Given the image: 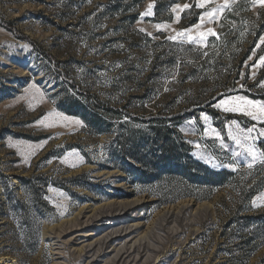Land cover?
Segmentation results:
<instances>
[{"label": "rangeland", "instance_id": "1", "mask_svg": "<svg viewBox=\"0 0 264 264\" xmlns=\"http://www.w3.org/2000/svg\"><path fill=\"white\" fill-rule=\"evenodd\" d=\"M197 2L0 0V264H264V7Z\"/></svg>", "mask_w": 264, "mask_h": 264}, {"label": "snow or ice", "instance_id": "2", "mask_svg": "<svg viewBox=\"0 0 264 264\" xmlns=\"http://www.w3.org/2000/svg\"><path fill=\"white\" fill-rule=\"evenodd\" d=\"M213 2L214 0H198L196 7L204 8L206 4L213 3ZM235 2L236 0H224V3L222 6L212 8L210 11H205L203 15H201L200 17L201 22L204 21L205 17L208 18L209 22L214 21L218 13H222L226 8H229L230 4L235 3ZM252 3L259 4L261 7H264V0H252ZM152 7L153 6L149 4L148 10L142 15H151ZM177 7H179V5ZM183 7L189 8L190 5L185 4ZM196 27L199 28L200 25L197 24ZM185 31L190 33L191 29H187ZM179 35H184V33L183 32L179 33ZM209 35H217V34L215 33L213 29L209 28L207 32H200L198 33L196 37L189 35L188 39L190 42L203 43L206 40L207 36ZM170 39H175V37H170ZM260 44L264 45V37L260 38ZM259 63L264 64V55L259 57ZM239 99L242 101V103L232 104V102L229 100H222L220 104L217 105V107L223 106L224 111H241L243 112L244 115L250 116L253 120H259V119L264 118V103H260L258 101L247 100L244 98H239ZM230 104H232V106H229ZM250 109H255V111L250 110ZM204 119L207 120L208 117L204 116ZM232 123L235 124L236 121H233ZM252 130H253L252 128L247 129L249 133L252 132ZM260 134L261 136H264V130H262ZM216 135H217V138L220 139L219 133H217ZM232 138L235 139L238 144L240 143L239 139H237L236 137H232ZM246 152L252 158V161L248 164L249 168L252 167V164L257 159L264 161V152L257 153L254 146L248 147L246 149Z\"/></svg>", "mask_w": 264, "mask_h": 264}, {"label": "bare ground", "instance_id": "3", "mask_svg": "<svg viewBox=\"0 0 264 264\" xmlns=\"http://www.w3.org/2000/svg\"><path fill=\"white\" fill-rule=\"evenodd\" d=\"M94 214H95V212L92 214V216H91V218H93L94 217ZM170 214V213H169ZM169 214H167L166 216H169ZM167 218H169V217H167ZM131 234V233H130ZM81 235H83V236H92V235H94V234H90V233H85V234H81ZM126 234L124 233H121V234H117V235H112V234H109L108 232L106 233H104V235H103V237H104V240H103V242H102V246L103 245H108V244H110V245H113L114 247H115V249H117L118 250V245L117 246H115V244H116V242L118 241V240H120L121 238H123V236H125ZM103 239V238H102ZM97 241H100V238L97 240ZM92 246V243H89V244H87V245H83L82 246V248H81V250H80V253H82V252H86L87 250V248L89 249L90 247ZM131 248V247H130ZM122 252V250H120L119 251V253H121ZM87 253H90V251L88 252H86V254ZM106 255H99V257H101V258H103V257H105ZM122 259V258H121Z\"/></svg>", "mask_w": 264, "mask_h": 264}, {"label": "trees", "instance_id": "4", "mask_svg": "<svg viewBox=\"0 0 264 264\" xmlns=\"http://www.w3.org/2000/svg\"><path fill=\"white\" fill-rule=\"evenodd\" d=\"M168 129V127L165 125L164 122H161L159 126L155 127V134L158 136H162L164 134V132ZM139 161H141V159H138Z\"/></svg>", "mask_w": 264, "mask_h": 264}]
</instances>
